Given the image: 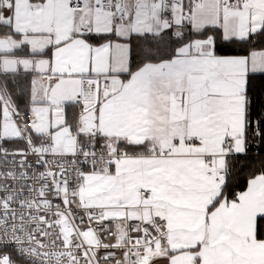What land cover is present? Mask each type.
Returning a JSON list of instances; mask_svg holds the SVG:
<instances>
[{
	"label": "snow or ice",
	"instance_id": "6c2138e0",
	"mask_svg": "<svg viewBox=\"0 0 264 264\" xmlns=\"http://www.w3.org/2000/svg\"><path fill=\"white\" fill-rule=\"evenodd\" d=\"M0 264H264V0H0Z\"/></svg>",
	"mask_w": 264,
	"mask_h": 264
}]
</instances>
